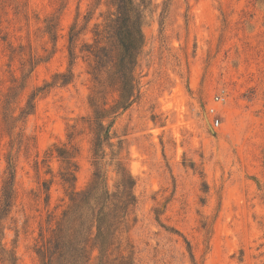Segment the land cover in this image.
Here are the masks:
<instances>
[{"label": "rangeland", "instance_id": "rangeland-1", "mask_svg": "<svg viewBox=\"0 0 264 264\" xmlns=\"http://www.w3.org/2000/svg\"><path fill=\"white\" fill-rule=\"evenodd\" d=\"M129 9L144 11L138 95L121 111L115 76L110 133L136 204L115 255L131 264H264V0H133ZM118 18L112 0H0V196L7 161L15 166L0 259L4 249L15 264H42L38 249L91 180L86 50L95 26ZM112 41L117 64L121 38ZM68 72L69 84L53 79ZM33 94V112L21 117ZM62 145L78 148L73 187L60 177ZM104 149L113 189L117 165Z\"/></svg>", "mask_w": 264, "mask_h": 264}, {"label": "trees", "instance_id": "trees-1", "mask_svg": "<svg viewBox=\"0 0 264 264\" xmlns=\"http://www.w3.org/2000/svg\"><path fill=\"white\" fill-rule=\"evenodd\" d=\"M133 0H112L119 16L118 22L110 19L102 29L95 26L93 44L86 50L92 57L90 74L93 86L88 97L91 116L87 120L88 130L92 135L91 162L93 173L88 185L80 192H72L69 208L63 213L61 220L53 231L51 238L37 251L42 264H131V257L121 253L115 255L120 248L119 230L130 217L136 204L133 194L135 185L126 167L122 165L117 155L113 154V135L110 133L117 112L112 98L115 76L119 80V109L127 110L136 100L140 74L139 59L144 47L142 35V19L144 11L129 9ZM136 18L130 24L131 17ZM120 25V26H118ZM71 29L69 45L73 47L75 34ZM114 36L121 38V52L116 64L114 59ZM70 57L73 55L69 49ZM70 72V71H69ZM57 74L53 79H62V85L71 83V73ZM54 82L53 84H55ZM7 94L6 105L9 107ZM110 97H107L109 96ZM36 94L27 101L21 111V117H27L34 110ZM5 110H8L6 108ZM12 113L6 121H15ZM110 120L104 126V121ZM69 140L72 134L68 135ZM123 147L124 142H119ZM105 148L110 151V161L117 165V182L113 189L108 187L106 172L103 171L107 156ZM122 147L120 149H122ZM56 157L65 165L60 172L63 183L73 187L77 171L76 145L66 148V145L56 147ZM7 175L2 182L0 196V227L8 217L15 201L14 178L15 166L10 159L7 161ZM111 164V163H110ZM109 164V165H110ZM1 263L15 264L12 252L2 250ZM96 256L93 257V253ZM4 254L8 257H4Z\"/></svg>", "mask_w": 264, "mask_h": 264}, {"label": "built area", "instance_id": "built-area-1", "mask_svg": "<svg viewBox=\"0 0 264 264\" xmlns=\"http://www.w3.org/2000/svg\"><path fill=\"white\" fill-rule=\"evenodd\" d=\"M215 100H218V98H215ZM215 111H216V110L213 109V108L210 109V112H211V113H215ZM218 124H219V121H218L217 119H215V120H214V125L217 126Z\"/></svg>", "mask_w": 264, "mask_h": 264}]
</instances>
